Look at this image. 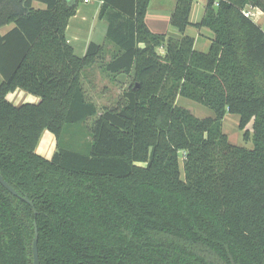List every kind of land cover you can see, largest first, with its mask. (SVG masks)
Masks as SVG:
<instances>
[{"label":"trees","instance_id":"16d2710c","mask_svg":"<svg viewBox=\"0 0 264 264\" xmlns=\"http://www.w3.org/2000/svg\"><path fill=\"white\" fill-rule=\"evenodd\" d=\"M101 1L115 48L102 69L131 82L98 114L82 72L104 47L91 41L80 57L65 34L79 0H0V28L13 24L0 34V175L19 194L0 184V264H32L34 222L40 264H264V30L245 14L264 13V0H208L205 52L150 31L149 0ZM191 4L172 12L181 33ZM18 88L40 102L9 103ZM226 113L252 149L229 142ZM92 117L87 152L66 148L65 129ZM44 130L58 146L50 159L36 152Z\"/></svg>","mask_w":264,"mask_h":264},{"label":"rangeland","instance_id":"374dc122","mask_svg":"<svg viewBox=\"0 0 264 264\" xmlns=\"http://www.w3.org/2000/svg\"><path fill=\"white\" fill-rule=\"evenodd\" d=\"M192 1L193 3H196L199 0ZM96 6V2H92L91 4H84L83 2L79 1L78 10L80 11L76 18L71 21V23L72 25L75 23V21H78L79 23V20L83 22L80 25L81 30L74 33L73 30H71V27L67 31V35L71 36V45L73 46L74 52L77 56L84 54L83 50L87 48L88 44L91 41L101 44L104 47V54L100 61H98L97 64L93 65L92 67L84 69L82 72V83L84 84V89L87 97L95 102L98 107V114H100L105 108H112L116 106L117 102L122 96L123 91L130 84L131 77L124 73L113 74L102 69L103 64L109 61L112 57L115 48L104 37V32L108 23L107 14L104 15L103 18H99L101 21H97V17H95V15L93 14ZM260 24L264 25V23ZM72 36H76V38L73 39ZM157 52L162 55L160 49H157ZM178 98V101H180L182 106L189 109L194 115L198 117H209L212 115V111L209 108L184 97ZM94 119L95 117H92L83 124L67 127L61 137V143L66 148H71L72 150L86 153L88 145L91 141L89 129L93 124ZM238 121V116L236 114L226 113L225 117L222 120V130L227 134L230 143L252 149L253 142L251 138L248 140H245L243 138L244 130L239 129ZM247 129L251 131V124L247 126ZM44 132H42L38 141V145L40 146V153L38 154L44 158H49L47 156H51L52 147H50L49 153H47L46 156L45 154L48 149V144L50 145V142L48 141L46 136L43 135ZM47 134L51 135L48 131ZM52 143H56L55 140H53ZM42 152H44V156ZM180 169L181 178L183 179L184 177L182 172L181 157ZM219 263L225 264L222 261H219Z\"/></svg>","mask_w":264,"mask_h":264},{"label":"crops","instance_id":"0c3cea01","mask_svg":"<svg viewBox=\"0 0 264 264\" xmlns=\"http://www.w3.org/2000/svg\"><path fill=\"white\" fill-rule=\"evenodd\" d=\"M79 1L83 2V0H79ZM207 1L208 0H199L196 3H193V1H192L190 12H189L190 25H188L185 28L183 33H181L177 28L173 27L170 24V18H171L173 10L175 8L177 0H149L148 8H147V11L145 14V23H146V25L150 31H152L154 33L165 34L167 37H171V38H175V39H180L183 36L191 37V38H193V48L198 52H205L208 49L211 41L214 39V33L209 28H207L205 26L198 27L197 24L200 23V21L203 18L204 11H205V5H206ZM92 2L97 3V6H96L93 14L95 15V17H97V21H101L99 19L98 14H99L100 7L102 5V1L101 0H90V2H87V3L83 2V3L84 4H91ZM32 7L34 9L43 10V9H45L46 6L41 2L33 1ZM79 11L80 10H78V4H77L76 13L74 16H72L69 19L68 26H67L66 31H65L67 41L70 45L72 43V40H71V36L67 35V31L72 27L71 30H73L74 33L79 32L81 30L80 25L83 23L80 20H79V23H78V21H75V23L73 25L71 23V21L76 18ZM246 11L249 12V14H250L249 17L255 23H257L259 26L263 25L260 23H264V13H262L258 9H254V8H248ZM252 14H253V16H252ZM12 26H13V24H8V25L1 27L0 28V34H4L8 30H10L12 28ZM263 26H261V27L263 28ZM92 32H93V30H92ZM72 37H73V39L76 38V36H72ZM104 37H105V32H104ZM72 48H73V46H72ZM86 49L83 50L84 54L86 52ZM160 51L162 52V54L164 53L163 48H160ZM83 55H80V57ZM1 80H2V78L0 76V82H1ZM83 86H84V84H83ZM178 97H181V96H177V98L175 100V104L183 107L182 104L180 103V101H178L179 100ZM6 99L9 103H11L15 106H19V105L25 104V103L37 104L40 102V98L38 96L30 94V93H28L22 89H19V88L15 89L12 92H9L6 95ZM200 111H201V109H200ZM225 115H224V117H225ZM213 116H214V112L212 111V115L210 117H213ZM199 118H203V117H199ZM238 120H239V117H238ZM238 124H239V121H238ZM44 131H43L44 132L43 135L46 136V138L50 142V145L48 144V149H47V152L45 154L46 156H47V153H49L50 147H52L51 156L48 155L47 157H49V158H46V159H50L53 156V154L57 151L58 146H57L56 138L54 137V135L52 133H50L51 135H48L47 130H44ZM53 140H55L56 143H52ZM36 152L40 153V146L38 145V143L36 146ZM43 153L44 152H42V154ZM43 156H44V154H43Z\"/></svg>","mask_w":264,"mask_h":264},{"label":"water","instance_id":"95a60500","mask_svg":"<svg viewBox=\"0 0 264 264\" xmlns=\"http://www.w3.org/2000/svg\"><path fill=\"white\" fill-rule=\"evenodd\" d=\"M0 184L5 189H7L12 195L19 197V194L17 193V191L8 182H6L1 175H0ZM21 198L33 207L32 201H30L27 196H24ZM31 251H32V264H40L39 253H38V229L36 227L35 222H34V236L32 239Z\"/></svg>","mask_w":264,"mask_h":264},{"label":"built area","instance_id":"2783aa9c","mask_svg":"<svg viewBox=\"0 0 264 264\" xmlns=\"http://www.w3.org/2000/svg\"><path fill=\"white\" fill-rule=\"evenodd\" d=\"M83 2H85V3H87V2H90V0H83ZM245 14H246V16H248L249 17V12H245ZM252 16H253V14H252ZM263 30H264V26H263ZM68 42V41H67Z\"/></svg>","mask_w":264,"mask_h":264}]
</instances>
